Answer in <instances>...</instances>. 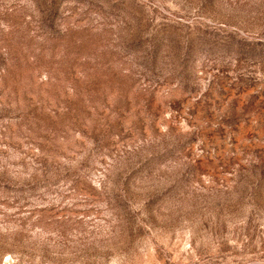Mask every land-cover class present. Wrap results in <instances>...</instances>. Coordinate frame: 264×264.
<instances>
[{
    "label": "rangeland",
    "instance_id": "obj_1",
    "mask_svg": "<svg viewBox=\"0 0 264 264\" xmlns=\"http://www.w3.org/2000/svg\"><path fill=\"white\" fill-rule=\"evenodd\" d=\"M0 264H264V0H0Z\"/></svg>",
    "mask_w": 264,
    "mask_h": 264
}]
</instances>
